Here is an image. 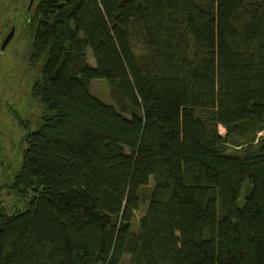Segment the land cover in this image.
Instances as JSON below:
<instances>
[{
	"label": "trees",
	"instance_id": "trees-1",
	"mask_svg": "<svg viewBox=\"0 0 264 264\" xmlns=\"http://www.w3.org/2000/svg\"><path fill=\"white\" fill-rule=\"evenodd\" d=\"M31 30L0 264H264V0H41Z\"/></svg>",
	"mask_w": 264,
	"mask_h": 264
},
{
	"label": "rangeland",
	"instance_id": "rangeland-1",
	"mask_svg": "<svg viewBox=\"0 0 264 264\" xmlns=\"http://www.w3.org/2000/svg\"><path fill=\"white\" fill-rule=\"evenodd\" d=\"M40 0H36L37 6ZM26 4L24 0H0V198L8 210L14 212L24 208L27 199L17 193L16 189L5 186L14 181L16 172L21 166L27 148V134L36 129L44 118L46 109L33 96V87L40 76V64L31 61V42L33 30L26 32ZM17 25L13 39L3 49L8 28ZM89 62L95 65L92 53ZM90 90L107 103L119 108L111 86L106 79L98 78L90 82ZM225 133L224 127H220ZM264 136V130L259 136ZM152 181L146 188L150 192ZM5 186V187H4ZM33 191H29L30 194ZM21 197V198H20ZM243 197L239 199L242 203ZM148 202L143 200L135 212L132 230L138 232L140 218L146 213ZM129 257L126 258L127 264Z\"/></svg>",
	"mask_w": 264,
	"mask_h": 264
},
{
	"label": "flooded vegetation",
	"instance_id": "flooded-vegetation-1",
	"mask_svg": "<svg viewBox=\"0 0 264 264\" xmlns=\"http://www.w3.org/2000/svg\"><path fill=\"white\" fill-rule=\"evenodd\" d=\"M41 1V0H40ZM39 1V2H40ZM35 2H36V0H24V3L26 4V19L24 20V26H25V30H26V32H29L30 31V29H31V25H32V22H33V20H34V14L36 13V11H37V8H38V4H39V2H38V4H37V6H34L35 5ZM14 29V35H15V33H16V31H17V25L15 24V25H11L9 28H8V30H7V32H8V34H7V36L9 35V33L12 31ZM6 36V37H7ZM6 37H5V39H6Z\"/></svg>",
	"mask_w": 264,
	"mask_h": 264
},
{
	"label": "water",
	"instance_id": "water-1",
	"mask_svg": "<svg viewBox=\"0 0 264 264\" xmlns=\"http://www.w3.org/2000/svg\"><path fill=\"white\" fill-rule=\"evenodd\" d=\"M14 37V29L9 33V35L6 37V39L4 40L3 43V49L6 48V46L8 45V43L13 39Z\"/></svg>",
	"mask_w": 264,
	"mask_h": 264
}]
</instances>
